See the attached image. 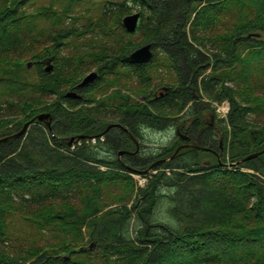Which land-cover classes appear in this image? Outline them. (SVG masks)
<instances>
[{
    "label": "trees",
    "instance_id": "obj_1",
    "mask_svg": "<svg viewBox=\"0 0 264 264\" xmlns=\"http://www.w3.org/2000/svg\"><path fill=\"white\" fill-rule=\"evenodd\" d=\"M263 35L264 0H0V137L42 110L53 117L1 148L0 264H264V153L234 165L264 150ZM147 43L153 60L131 62ZM94 69L100 79L80 90L94 93L66 98ZM160 71L167 94L132 97L152 93ZM195 92L206 108L229 102L222 160L171 158L175 140L164 158H119L146 127H171ZM198 106L183 115L199 120ZM114 122L128 133L108 132Z\"/></svg>",
    "mask_w": 264,
    "mask_h": 264
},
{
    "label": "flooded vegetation",
    "instance_id": "obj_2",
    "mask_svg": "<svg viewBox=\"0 0 264 264\" xmlns=\"http://www.w3.org/2000/svg\"><path fill=\"white\" fill-rule=\"evenodd\" d=\"M153 51H154V49H153ZM51 59L52 58L49 57L48 59L46 58L44 61H42V66L44 63L43 70L48 71L47 67L50 64ZM35 64L34 65L32 64L31 66L33 67V66H35ZM31 66H29V67H31ZM92 71L98 72L97 78L100 79L101 76L99 75L100 74L99 70L94 69ZM92 71H89V73ZM48 72H50V71H48ZM35 74H37L38 76L40 75L39 72H37ZM89 85H91V84H89ZM88 86L78 88V85H77L76 89H73L79 95H81V97H69V96H67V93L69 91L66 92L65 97L69 98V99H74V100H83L85 95H84V92H81L80 90H83V89L87 88ZM168 89H169V87H167V86H159L156 90L153 91V93L142 94L141 97L138 98V100H140L142 102H146V103L150 102V101L154 102V101L158 100L159 98L163 97L165 94H167ZM193 95H194L195 100L191 101L190 103H188L186 105L182 114H179L173 120V124L171 127L175 128V135H176L177 141H178L177 148L179 146H183L179 152H181L184 149H189L191 151H193V150L197 151V153L199 155L200 154L201 155H207L208 154L207 156H205V158L200 157V167L201 168H202L203 164H208L206 166H203L204 168H202V169H205V168L212 167L214 160H217V161L222 160V153L224 150L225 133H226L225 128H224V118H221L218 115V113L216 112V107H214V105L210 104L209 108H206L205 106L201 105V101L204 103H207L208 102L207 99H202L201 96L196 92L193 93ZM101 97L102 96H100V95L97 96V100H99ZM46 101H47L46 103L49 104L48 106H51V97L46 98ZM194 102H197L199 105L198 108L200 110H202L201 111L202 115L199 118V120H196V118L192 117L191 115L189 117L183 115V113H186L190 110V108H191V106H193ZM83 105H85V104H83ZM203 108H205V109H203ZM41 114H50V117L48 119H45L44 121H40L38 119V116ZM38 121L43 123V125H45L47 129L51 130L52 122H53L52 112L48 111V110H42L39 113L35 114L32 118L26 119L21 126L15 125L14 123L10 124L8 126L7 134L1 136L0 139L15 135L16 133L20 132L27 123H29L25 134H23L19 137H16V138L7 139L5 141L0 142V159H1V155H2L1 148H2L3 144L8 142V141H14V140H19L20 138H25V136L28 133V131L30 130V128L33 125H35ZM49 122H51V124H49ZM109 126H112V127L109 128ZM116 128L118 130H120L121 134L124 132L126 134L128 133L126 128H124L121 124L116 123V122L108 125L107 131L110 132L111 130L116 129ZM101 137H104V136H96L95 138H101ZM103 139L105 140V137ZM133 140H134V144L136 145L135 151H131L128 148H125V149L121 148L120 151L118 152L119 158L124 157V156H128V157L135 156V155H138L139 153H141L142 147H141L140 141H137L135 139H133ZM177 148H176V150H177ZM210 163H211V165H210Z\"/></svg>",
    "mask_w": 264,
    "mask_h": 264
},
{
    "label": "rangeland",
    "instance_id": "obj_3",
    "mask_svg": "<svg viewBox=\"0 0 264 264\" xmlns=\"http://www.w3.org/2000/svg\"><path fill=\"white\" fill-rule=\"evenodd\" d=\"M30 9H32V8H30ZM263 38H264V35H263ZM66 52H67V50H66ZM90 71H92V70H90ZM161 72H162V74L164 73V71H160L158 73L159 75L155 76L156 78L154 79L153 85H152V93L161 84V80H160L161 79L160 78ZM209 72H210V69H207L206 73H209ZM87 73H89V72H87ZM124 88H125L127 93L131 94V90L127 89L128 88L127 85L124 86ZM143 92H145V91H143ZM92 93H94V92H89V93L84 92V95L88 96L87 94H92ZM142 94H144V93H140L139 95H136L132 91V97L137 98V99L140 98ZM227 103L229 104V102L227 100H225L223 102H219V103H213V105L216 107V112L218 113V115L221 118H226L224 113L222 111H220V108L225 106ZM110 132L112 135L121 134L120 130H118V129H113ZM143 132H144V139L142 140V145H141L142 149H141V153H140V157H141L142 161L147 162L148 159L156 158V157L160 156V154H161L160 157L164 158V156L167 155L166 153H163V152H165L166 146H168L174 140L177 141V137L175 135V128L174 127H164V128L146 127ZM103 138L104 137H101L100 140H97V138L94 137V138L89 139L86 143L91 144V145L98 144L99 141L104 142ZM79 143H82V142H79ZM127 148L131 151H135V149H136L134 144H130V146ZM207 155H201L200 154V157L205 158V156H207ZM135 156L138 158L137 155H135ZM135 156H130V157H135ZM99 157L109 159V156L107 155L106 150H101L99 153ZM110 160H112V159L110 158ZM123 160H125L127 162V159L124 157H123ZM130 164H132V163L129 162L128 165H130ZM132 167L136 168L133 165H132ZM137 169L143 170L141 168H137ZM146 171L150 174L156 172L155 169H152L149 171L146 169ZM132 175H133V178L135 179L136 183L139 186H146L148 179L143 173L133 172Z\"/></svg>",
    "mask_w": 264,
    "mask_h": 264
},
{
    "label": "water",
    "instance_id": "obj_4",
    "mask_svg": "<svg viewBox=\"0 0 264 264\" xmlns=\"http://www.w3.org/2000/svg\"><path fill=\"white\" fill-rule=\"evenodd\" d=\"M140 18H141V12H134L131 14L126 15L123 18V26L125 27V29L128 32H135L138 28L139 22H140ZM154 57V51H153V46L151 43H147L144 44L140 47H138L137 49H135L130 55H129V60L133 63L136 64H147L149 62H151L153 60ZM31 62L28 63V66H31ZM54 68V66L52 65V63L50 62L49 66L47 67L48 71H52ZM98 77V72L96 71H92L90 73H88L83 79L82 81L78 84V88H82V87H86L89 84H91L92 82L95 81V79ZM67 96L69 97H81V95H79L76 91L71 90L67 93ZM50 117V114H41L38 116V119L40 121H44L45 119H48ZM49 124H51V122H49ZM29 123H27L24 128L16 133L15 135L9 136V137H5L0 139V142L5 141L7 139H12V138H16L19 137L23 134H25L27 128H28ZM112 126H109V128ZM78 138H84L83 136H77V137H72L70 138L69 142L70 144H73ZM183 146H179L177 148V150L174 152V154L171 156L174 157L181 149ZM264 153V150L258 151V152H254L248 156H246L245 158L237 161L234 165H238L239 163L246 161L254 156H259L261 154ZM170 159V158H169ZM168 160V159H166ZM156 165V163L152 164L150 166L149 169H152L154 166ZM208 164H203V166H206ZM90 249L94 250L96 249V243H91L89 246Z\"/></svg>",
    "mask_w": 264,
    "mask_h": 264
},
{
    "label": "built area",
    "instance_id": "obj_5",
    "mask_svg": "<svg viewBox=\"0 0 264 264\" xmlns=\"http://www.w3.org/2000/svg\"><path fill=\"white\" fill-rule=\"evenodd\" d=\"M229 110H230V105L228 103L225 106H223V107L220 108V111H222L225 116L227 115V113L229 112Z\"/></svg>",
    "mask_w": 264,
    "mask_h": 264
}]
</instances>
